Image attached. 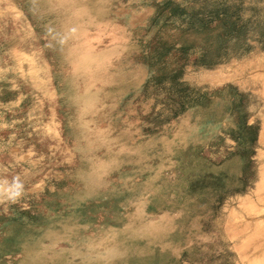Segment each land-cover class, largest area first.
I'll return each instance as SVG.
<instances>
[{"label": "rangeland", "instance_id": "rangeland-1", "mask_svg": "<svg viewBox=\"0 0 264 264\" xmlns=\"http://www.w3.org/2000/svg\"><path fill=\"white\" fill-rule=\"evenodd\" d=\"M0 264H264V0H0Z\"/></svg>", "mask_w": 264, "mask_h": 264}, {"label": "bare ground", "instance_id": "bare-ground-1", "mask_svg": "<svg viewBox=\"0 0 264 264\" xmlns=\"http://www.w3.org/2000/svg\"><path fill=\"white\" fill-rule=\"evenodd\" d=\"M258 48V47H257ZM14 50V49H13ZM18 54V53H17ZM23 56V55H22ZM25 57V56H24ZM27 57V56H26ZM28 59V58H27ZM25 61V60H24ZM28 66H31V65H28ZM31 68H32V66H31ZM254 68V67H253ZM36 74H37V72H36ZM34 76H35V74H34ZM37 79V78H36ZM44 79V78H43ZM48 79V78H47ZM39 80V79H38ZM42 80V79H41ZM45 80V79H44ZM15 85V84H14ZM39 90V89H38ZM42 92V91H41ZM41 95V94H40ZM38 97V96H37ZM35 98H36V96H35ZM52 98V97H51ZM40 101V100H39ZM41 104V103H40ZM42 105V104H41ZM202 107V106H201ZM35 108V107H34ZM33 110V109H32ZM30 115V114H29ZM53 121V120H52ZM211 122V121H210ZM126 125V124H125ZM47 129V128H46ZM54 129V128H53ZM53 129H52V131H53ZM49 130H50V128H49ZM48 130V131H49ZM47 131V130H46ZM51 131V132H52ZM165 133V132H164ZM53 136V135H52ZM118 144V143H117ZM120 148V147H119ZM190 149V148H189ZM216 152V151H215ZM85 160V159H84ZM197 163V162H196ZM183 167V166H182ZM175 169V168H174ZM190 169V168H189ZM188 169V170H189ZM202 170V169H201ZM241 186V185H240ZM257 187V186H256ZM260 188V187H259ZM149 192V191H148ZM172 193V192H171ZM9 195V194H8ZM119 198V197H118ZM138 198V197H137ZM248 206H250V205H248ZM144 208V207H143ZM207 208V207H206ZM225 208V207H224ZM254 209V208H253ZM251 210H252V208H251ZM255 210V209H254ZM139 212V211H138ZM95 217V216H94ZM179 217V216H178ZM186 220V219H185ZM248 220V219H247ZM162 221V220H161ZM234 221V220H233ZM7 224V223H6ZM202 224V223H201ZM4 226V225H3ZM12 230V229H11ZM117 230V229H116ZM158 231V230H157ZM119 232V231H118ZM111 234V233H110ZM190 235V234H189ZM118 237V236H117ZM123 239V238H122ZM176 239V238H175ZM218 243V242H217ZM211 250V249H210ZM208 251V250H207ZM14 256V255H13ZM263 261V260H262Z\"/></svg>", "mask_w": 264, "mask_h": 264}]
</instances>
